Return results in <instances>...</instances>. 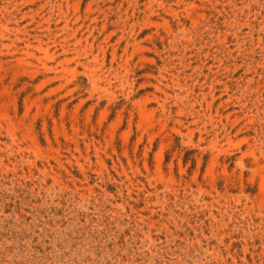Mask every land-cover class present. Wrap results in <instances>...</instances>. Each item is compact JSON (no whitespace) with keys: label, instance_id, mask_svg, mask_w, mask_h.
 Instances as JSON below:
<instances>
[{"label":"rangeland","instance_id":"374dc122","mask_svg":"<svg viewBox=\"0 0 264 264\" xmlns=\"http://www.w3.org/2000/svg\"><path fill=\"white\" fill-rule=\"evenodd\" d=\"M0 264H264V0H0Z\"/></svg>","mask_w":264,"mask_h":264}]
</instances>
